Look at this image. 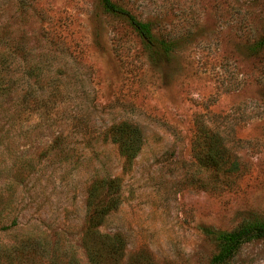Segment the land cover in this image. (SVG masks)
Wrapping results in <instances>:
<instances>
[{"label": "rangeland", "instance_id": "rangeland-1", "mask_svg": "<svg viewBox=\"0 0 264 264\" xmlns=\"http://www.w3.org/2000/svg\"><path fill=\"white\" fill-rule=\"evenodd\" d=\"M111 1L164 48L98 0H0V264H88L89 191L109 178L97 231L121 264H210L217 232L264 218V0ZM202 124L240 175L201 165ZM230 264H264V239Z\"/></svg>", "mask_w": 264, "mask_h": 264}, {"label": "trees", "instance_id": "trees-1", "mask_svg": "<svg viewBox=\"0 0 264 264\" xmlns=\"http://www.w3.org/2000/svg\"><path fill=\"white\" fill-rule=\"evenodd\" d=\"M98 1L105 11L123 15L148 50L156 52L160 47L164 48L165 42L154 37L148 22L136 19L111 0ZM262 43H264V39ZM198 122L196 121V125L199 124ZM121 126L117 127L116 141L119 139V143L123 148L126 147L131 150L127 155L132 158L136 152V143L134 144V142L138 137L137 132L128 124ZM129 128L131 131L128 130ZM195 135L192 148L201 165L210 168V172L214 175L220 174L224 176V180H229L241 174L239 163L235 160L233 148L225 142L217 130L202 124L196 129ZM94 185L89 191V195L92 197H89L87 202L89 213L86 220L85 234L91 235L93 245L97 246L87 248L88 264H104V259L108 263L111 261V264H121L122 241L115 239L113 235L102 234L97 231L107 213L117 206L118 183L114 178H109L105 181L101 180V182ZM107 186L109 187L106 192L109 194L107 198L101 201H94L95 198H98L99 190ZM259 239H264V218L251 221L244 220L230 230L217 232L214 236L216 251L211 256L210 264H230L233 257L244 244ZM103 253L105 255H102Z\"/></svg>", "mask_w": 264, "mask_h": 264}]
</instances>
